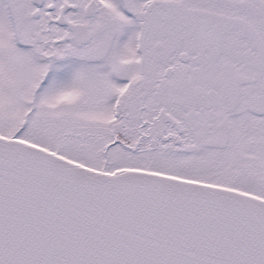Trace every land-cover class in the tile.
<instances>
[{
  "label": "snow or ice",
  "instance_id": "6c2138e0",
  "mask_svg": "<svg viewBox=\"0 0 264 264\" xmlns=\"http://www.w3.org/2000/svg\"><path fill=\"white\" fill-rule=\"evenodd\" d=\"M0 264H264V0H0Z\"/></svg>",
  "mask_w": 264,
  "mask_h": 264
}]
</instances>
